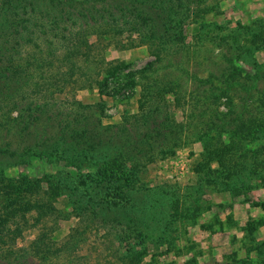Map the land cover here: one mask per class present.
I'll list each match as a JSON object with an SVG mask.
<instances>
[{
    "label": "rangeland",
    "instance_id": "374dc122",
    "mask_svg": "<svg viewBox=\"0 0 264 264\" xmlns=\"http://www.w3.org/2000/svg\"><path fill=\"white\" fill-rule=\"evenodd\" d=\"M127 1L0 0V186L43 205L0 235L6 260L264 264V0H183L161 44L116 33ZM83 141L117 150L111 182L54 155ZM121 183L116 205L84 191Z\"/></svg>",
    "mask_w": 264,
    "mask_h": 264
},
{
    "label": "trees",
    "instance_id": "16d2710c",
    "mask_svg": "<svg viewBox=\"0 0 264 264\" xmlns=\"http://www.w3.org/2000/svg\"><path fill=\"white\" fill-rule=\"evenodd\" d=\"M164 1V0H163ZM163 1L161 0H128L126 4H124L123 8L114 9L110 10L107 15L112 18L114 17V14H117V18L112 19L111 23L113 24L115 21H118L120 23V26L116 29V33L120 34L123 32V30H129V31H134L138 33L139 35L144 36L147 40H158V42L161 44V39H165L166 37L169 38V35H174L177 34L180 24L183 23V20L180 16V11L181 7L183 6V0H165L164 3L168 5V12L167 10H164L165 7L161 6L163 5ZM96 2H99V0H96ZM182 2V3H181ZM121 9V10H120ZM179 10V11H178ZM173 15L176 17L180 18H172ZM93 19H99L98 17H92ZM104 19V18H102ZM120 20V21H119ZM111 24V25H112ZM114 25V24H113ZM164 45V44H162ZM113 71V70H112ZM110 74L112 72H109ZM0 74L2 75L3 73L0 71ZM67 143V140H64V143ZM85 146H77L76 144L69 145L67 144L66 146L61 147L59 150L54 152V155L60 156L62 155L63 151L67 153L66 155L69 156L70 153V163L78 170H81L85 167H92L96 172H94L90 178V185L94 183V185L99 188L102 183L105 181L111 182L112 175L110 174L109 176L104 175V167L103 165L107 162L106 158L104 160H101L99 157H102L103 154H109L108 157H114L117 155V150H114L113 148L110 149L108 152H100L97 153L95 151L96 147L93 145L88 147V143H85V141L82 142ZM99 141L97 142V144ZM119 145V144H116ZM66 150V151H65ZM49 157V156H48ZM112 167L115 170L120 169L118 167V164L115 162L112 163ZM112 171V173H116L117 171ZM132 175V169H131V174ZM117 177V176H116ZM117 179V178H116ZM30 186V184H29ZM28 185L21 188L23 191H29V189H34L36 190L38 188L33 187L30 188ZM50 188V187H48ZM125 188L124 183L120 184V190L113 192L112 194H109L108 192H98L97 191H92L88 189L87 187H84V191L87 193V196H93L96 197L100 201L106 200L105 203L109 205H116V201L118 198V193L122 191ZM101 191L104 190V188H100ZM38 193V191H37ZM28 194H26V197L22 196V194H19V190H16L14 188H7V186H0V198L3 201V208L6 210L5 213V218L3 220H0V235L2 236H9L11 240V245H13L14 240L16 239L17 235L20 233V230L22 228V225H19V221L24 222V224L27 223V218L24 217V212L28 211L29 209H34L37 208L39 209L40 213L42 212L41 206L43 208V205H38L35 206V201L33 202L31 197H28ZM83 200V198H81ZM108 200H111V202H107ZM90 200H86L85 203H80L82 207H79V212L80 215L82 214V210L84 208H90L92 209L91 214L92 218H96V220L101 221V222H107L105 224H111L113 226H116V223L119 220H116L115 217H112L111 219L107 220L106 216L103 218V213H102V208L100 206L96 207L97 204H91L89 203ZM24 203V206L21 208H18L20 205ZM38 204V202H37ZM264 206V202H261ZM50 209H53V206H49ZM110 208V207H109ZM17 210H21V220L20 217L18 218H13L15 216L14 213L17 212ZM53 209L52 211H54ZM45 214V212H44ZM8 215V216H6ZM38 215H42L37 213L36 219H38ZM11 219V222L9 220ZM15 220L17 222H15ZM7 222V223H6ZM20 222V223H21ZM23 224V223H21ZM14 226V227H13ZM24 226V225H23ZM44 233L40 234L38 238H41ZM117 239V238H116ZM1 241V240H0ZM40 242V241H39ZM8 242L4 243L3 245L5 246ZM0 264H25L24 260L21 261H15L12 263L13 260L8 261L6 260L7 254L12 253V256L15 254L16 250H12L11 246L9 247V252L4 253L2 252L4 249L1 248L0 246ZM40 246L38 244V253H39ZM17 251L19 253L16 255L17 256H23L24 257V248H19ZM5 259V260H4ZM4 260V261H1Z\"/></svg>",
    "mask_w": 264,
    "mask_h": 264
}]
</instances>
